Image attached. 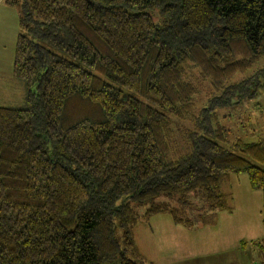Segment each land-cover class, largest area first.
Listing matches in <instances>:
<instances>
[{
  "label": "trees",
  "instance_id": "trees-1",
  "mask_svg": "<svg viewBox=\"0 0 264 264\" xmlns=\"http://www.w3.org/2000/svg\"><path fill=\"white\" fill-rule=\"evenodd\" d=\"M5 3L26 92L0 105V264H141L142 219L230 210L232 174L262 192L264 226V134L227 145L218 117L264 95V0ZM189 63L213 88L197 116ZM173 118L193 124L178 153Z\"/></svg>",
  "mask_w": 264,
  "mask_h": 264
},
{
  "label": "rangeland",
  "instance_id": "rangeland-1",
  "mask_svg": "<svg viewBox=\"0 0 264 264\" xmlns=\"http://www.w3.org/2000/svg\"><path fill=\"white\" fill-rule=\"evenodd\" d=\"M19 18L18 8L0 0V105L5 106L21 107L25 100L24 82L13 77V61L21 31ZM261 65L263 61L250 73ZM184 75L200 90L195 97L197 116L211 97L213 88L190 63L186 65ZM241 78L236 76L233 81ZM232 108L218 111L220 122L228 131L227 145L238 139L255 142L263 136V94ZM172 127V147L177 153L182 152L185 149L184 132L192 130L193 124L173 118ZM222 189L229 197L231 209L209 210L204 214L205 203L193 198L195 208L187 211V215L197 221L191 227L174 223L169 213L156 214L147 222L142 219L134 230L137 245L143 253L141 264H264L262 192L250 188L246 173L224 178ZM157 201H163V198ZM135 209L142 215L146 208ZM198 214L202 216L198 217Z\"/></svg>",
  "mask_w": 264,
  "mask_h": 264
},
{
  "label": "crops",
  "instance_id": "crops-1",
  "mask_svg": "<svg viewBox=\"0 0 264 264\" xmlns=\"http://www.w3.org/2000/svg\"><path fill=\"white\" fill-rule=\"evenodd\" d=\"M151 218H152V217H151ZM151 218H150V219H151ZM139 225H140V224H139ZM139 225H138V226H139ZM138 226H137V227H138ZM137 227H136V228H137ZM134 230H135V229H134ZM135 240H136V239H135ZM139 250H140V248H139ZM140 252L142 253V251H141V250H140ZM142 254H143V253H142Z\"/></svg>",
  "mask_w": 264,
  "mask_h": 264
}]
</instances>
